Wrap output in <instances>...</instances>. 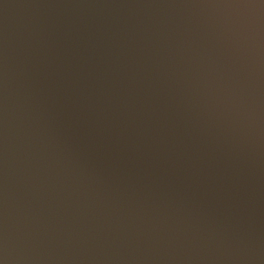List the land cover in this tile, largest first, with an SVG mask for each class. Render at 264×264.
Listing matches in <instances>:
<instances>
[{"label": "water", "instance_id": "95a60500", "mask_svg": "<svg viewBox=\"0 0 264 264\" xmlns=\"http://www.w3.org/2000/svg\"><path fill=\"white\" fill-rule=\"evenodd\" d=\"M3 264H264V0H0Z\"/></svg>", "mask_w": 264, "mask_h": 264}, {"label": "clouds", "instance_id": "9594fccd", "mask_svg": "<svg viewBox=\"0 0 264 264\" xmlns=\"http://www.w3.org/2000/svg\"><path fill=\"white\" fill-rule=\"evenodd\" d=\"M0 264H3V261L2 260H0Z\"/></svg>", "mask_w": 264, "mask_h": 264}]
</instances>
